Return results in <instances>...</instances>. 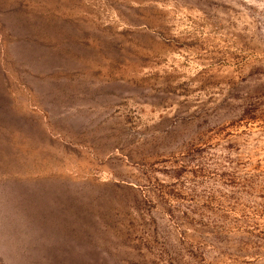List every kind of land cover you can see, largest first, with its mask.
Masks as SVG:
<instances>
[{"label": "rangeland", "instance_id": "1", "mask_svg": "<svg viewBox=\"0 0 264 264\" xmlns=\"http://www.w3.org/2000/svg\"><path fill=\"white\" fill-rule=\"evenodd\" d=\"M0 264H264V0H0Z\"/></svg>", "mask_w": 264, "mask_h": 264}]
</instances>
